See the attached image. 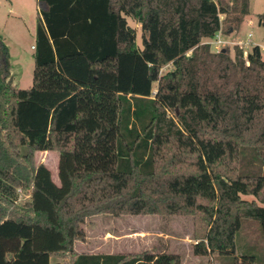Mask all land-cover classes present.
<instances>
[{
    "label": "trees",
    "instance_id": "trees-1",
    "mask_svg": "<svg viewBox=\"0 0 264 264\" xmlns=\"http://www.w3.org/2000/svg\"><path fill=\"white\" fill-rule=\"evenodd\" d=\"M36 2L30 87L12 84L0 35V264H65L80 223L99 212H199V255L233 254L244 219L264 234V206L237 210L239 180L264 179V60L258 45L231 57L201 43L220 14L239 28L248 0ZM127 16L140 23L142 48ZM38 151L57 152L58 183L34 163ZM17 188L30 189L28 211L7 214ZM232 262L257 263L248 254ZM69 264L179 259L78 253Z\"/></svg>",
    "mask_w": 264,
    "mask_h": 264
},
{
    "label": "rangeland",
    "instance_id": "rangeland-1",
    "mask_svg": "<svg viewBox=\"0 0 264 264\" xmlns=\"http://www.w3.org/2000/svg\"><path fill=\"white\" fill-rule=\"evenodd\" d=\"M224 1L232 7L233 0ZM38 11L36 0H0V35L9 48L11 82L20 89H26L32 84L33 59L30 46L35 44ZM224 17V14L219 15L222 38L231 42L245 40L250 32L251 40L259 46L264 60V0H248V14L239 28ZM126 19L129 26L135 29L137 46L142 48L140 23L128 16ZM203 41L206 39H201V43ZM226 47L233 57L238 46L229 44ZM251 47L240 49L246 54ZM169 68V64L164 65L160 72L164 73ZM152 90L155 92L156 83L152 84ZM26 154V146H20L17 157L22 158ZM57 159L56 151H38L33 155L34 163H44L56 183L59 182ZM239 183L238 211L248 205L264 206V179L242 178ZM16 194L14 204L3 203L7 214H23L28 211L30 189L17 188ZM79 227L83 230V237L75 239L72 250L64 254L62 261L65 264H69L78 253H122L131 256L144 251L173 253L178 256L179 264H233L232 258L243 254L254 255L256 264H264V234L255 220H243L236 234L233 254L209 251L199 255L193 252L195 243L206 231L203 215L195 211L180 214L99 212L85 217ZM57 260L61 261L57 257L51 258V261Z\"/></svg>",
    "mask_w": 264,
    "mask_h": 264
},
{
    "label": "built area",
    "instance_id": "built-area-1",
    "mask_svg": "<svg viewBox=\"0 0 264 264\" xmlns=\"http://www.w3.org/2000/svg\"><path fill=\"white\" fill-rule=\"evenodd\" d=\"M251 36L252 34L249 32L247 33L245 40H238V41H233V42L226 41L221 36V28H220L213 38L206 39V41H203V44L210 45L212 52H218L224 47H226V45H229V44H232L233 46H238V48L244 49L249 46L251 47L255 45L253 41L251 40Z\"/></svg>",
    "mask_w": 264,
    "mask_h": 264
},
{
    "label": "crops",
    "instance_id": "crops-1",
    "mask_svg": "<svg viewBox=\"0 0 264 264\" xmlns=\"http://www.w3.org/2000/svg\"><path fill=\"white\" fill-rule=\"evenodd\" d=\"M36 1H37V0H36ZM36 3H37V2H36ZM30 49H31V51H32V53H31V57H32V59H33L34 44H31ZM9 54H10V53H9ZM10 65H11V60H10ZM33 67H34V60H33Z\"/></svg>",
    "mask_w": 264,
    "mask_h": 264
},
{
    "label": "water",
    "instance_id": "water-1",
    "mask_svg": "<svg viewBox=\"0 0 264 264\" xmlns=\"http://www.w3.org/2000/svg\"><path fill=\"white\" fill-rule=\"evenodd\" d=\"M263 26H264V23H263ZM222 51H224V49H222Z\"/></svg>",
    "mask_w": 264,
    "mask_h": 264
}]
</instances>
